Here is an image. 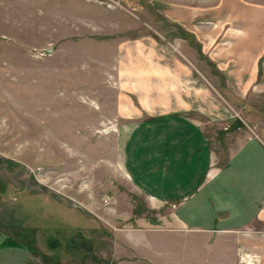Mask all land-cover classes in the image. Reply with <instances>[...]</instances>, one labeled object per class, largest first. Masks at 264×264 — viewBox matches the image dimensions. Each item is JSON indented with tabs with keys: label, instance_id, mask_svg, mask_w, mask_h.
I'll list each match as a JSON object with an SVG mask.
<instances>
[{
	"label": "rangeland",
	"instance_id": "obj_1",
	"mask_svg": "<svg viewBox=\"0 0 264 264\" xmlns=\"http://www.w3.org/2000/svg\"><path fill=\"white\" fill-rule=\"evenodd\" d=\"M164 78L197 86L192 117L220 157L233 120L264 132V0H0V264H115L120 229L173 208L124 169L157 152L140 139L128 155L122 135L147 120L140 100L159 113Z\"/></svg>",
	"mask_w": 264,
	"mask_h": 264
},
{
	"label": "crops",
	"instance_id": "obj_2",
	"mask_svg": "<svg viewBox=\"0 0 264 264\" xmlns=\"http://www.w3.org/2000/svg\"><path fill=\"white\" fill-rule=\"evenodd\" d=\"M122 58L130 59L127 54ZM117 67L118 89L134 90L130 62ZM185 71L191 79L190 70ZM168 79L159 82V113L150 114L149 103L140 100L147 120H138L122 138L137 144L128 152L131 156L140 155L139 146L143 150L140 139H151L150 145L157 146V152L142 151L148 157L125 163L128 169H124L139 180L147 201L175 205L155 218L136 216L120 229L112 249L115 264H237L241 249L258 256L253 264H264V132L244 119H240L244 127L233 120L230 125L238 126L228 133L220 157L192 117L198 103L197 86L192 90L186 83L188 90L179 92L177 80ZM125 101L120 104L121 113L129 116L134 102H126L125 107ZM244 108L250 110L243 106L242 112Z\"/></svg>",
	"mask_w": 264,
	"mask_h": 264
},
{
	"label": "built area",
	"instance_id": "obj_3",
	"mask_svg": "<svg viewBox=\"0 0 264 264\" xmlns=\"http://www.w3.org/2000/svg\"><path fill=\"white\" fill-rule=\"evenodd\" d=\"M46 51L48 49H45ZM40 55H44L45 52L43 50L39 51ZM258 259V256L256 254H251L248 252H245L244 250H240L239 257H238V263L237 264H253Z\"/></svg>",
	"mask_w": 264,
	"mask_h": 264
},
{
	"label": "trees",
	"instance_id": "obj_4",
	"mask_svg": "<svg viewBox=\"0 0 264 264\" xmlns=\"http://www.w3.org/2000/svg\"><path fill=\"white\" fill-rule=\"evenodd\" d=\"M179 35H180V37H182V38L189 39V40H190L189 43H190L191 45H195V47L197 46V47H196V50H197L199 53H201V48L198 47L199 44H198L197 42H194V36H193L192 34L186 32V31H182V30H181V31L179 32ZM157 119H158V118H157ZM238 125H242V124L239 123ZM238 125H236V126L231 125V127L235 128V127H237ZM27 247L29 248L30 251H33V250H34V248H33V244H31V243H29V244L27 245ZM34 251H35V250H34Z\"/></svg>",
	"mask_w": 264,
	"mask_h": 264
}]
</instances>
